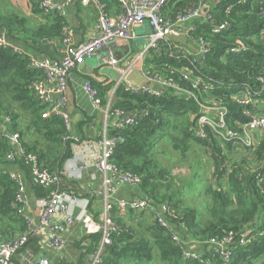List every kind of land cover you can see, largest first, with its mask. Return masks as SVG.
<instances>
[{
    "label": "built area",
    "instance_id": "built-area-1",
    "mask_svg": "<svg viewBox=\"0 0 264 264\" xmlns=\"http://www.w3.org/2000/svg\"><path fill=\"white\" fill-rule=\"evenodd\" d=\"M89 1L91 0H81L84 4ZM116 1L119 11L117 15H111L102 0H94L98 34L84 42L75 43L72 40V31L66 26L62 27L60 34L62 54L59 59L45 56L36 58L28 54L26 50L13 44L7 37L6 30L0 27V47L8 48L13 53L26 57L29 67L41 72L40 76L31 80L29 87L45 106L46 114H55L62 120L65 133L61 135V141L69 142L72 151L71 156L64 161L61 168L47 169L39 162L35 154L22 148L17 132H6L9 117L5 116L0 121V135H4L12 145V149L6 155L4 167H8L10 177L17 184L13 208L15 214L22 218L25 227L23 230L8 233L0 229V264H15L14 255L27 244L30 237L36 239L38 246L52 250L60 259L57 261L41 257L40 264H57L59 261L69 264H101L105 246L111 243L114 233L118 234L122 230L114 219V208L119 213H125L127 210L152 211L160 226H170L169 217H174V214L167 203L154 206L145 196L133 193L128 197H121L117 194L122 186L136 189L142 181L141 175L118 167L112 161L117 144L124 140L119 133L136 125L138 119L147 114L145 109H140L139 112H128L122 109L111 111L110 103L119 86L124 87L131 94L145 93L156 97L164 96L166 90H170L184 96L186 100L194 101L197 110L194 113H188L191 121L190 130L193 134L206 141H211L212 137L220 145L228 144L233 150H242L247 154L248 160H252L254 149L264 141V75H257L254 85L231 79L225 83L204 70L203 65L210 53L211 42L199 33L201 26L210 22L211 36L229 27V21L226 18L214 19L210 2L199 1L195 7L170 17L162 13L166 0ZM70 2L71 0H37L38 8L46 16L54 14L62 16L65 5ZM258 3L260 7L256 13L264 17V0ZM143 22H147L149 32L142 36L143 43L134 49L133 45L136 44L135 37H137L134 28L142 25ZM161 44L167 48L168 57L187 60V64L176 68L175 71L180 79L189 82L188 87L151 70L150 66L145 64L149 51L151 49L158 51ZM190 44L194 48L193 51L190 49ZM125 45L129 46V50L123 53L122 46ZM249 48L250 45L247 42L237 37L234 43L228 45L224 51L226 54L237 55L246 52ZM98 54H100L99 68L112 70L115 76L111 79L105 74L96 80L92 74L89 75L103 84L112 82V86L106 92L105 100L101 98L97 87L92 85L90 80L85 79L80 83L91 111L98 112L103 120L98 132V140H80L71 127L67 109V92L69 84H75L73 70L77 65ZM119 54H121L120 58H115ZM134 69L139 70L153 85L129 83L127 78ZM222 85L232 91L224 92L222 95L215 93L214 91L220 89ZM230 102L235 103L238 110H232L229 107ZM110 119L111 122H109ZM111 131H116L118 134L110 135ZM96 145H98L97 149ZM16 160H22L29 166L34 183L43 188H50L48 196L41 198L38 203L36 217H33L29 211L30 197L22 174L15 169ZM263 162L264 154L258 161L243 163L241 166L243 172L255 173L254 179L258 190L264 195V168L261 171ZM88 164L93 166L95 175H99V185L96 189L90 190V195L100 197L101 208L97 221L90 224L88 228V235L99 234L98 241L90 245V240H84L86 239L83 238L84 236L79 238L86 254V259L84 258L82 262L79 259L60 257L65 247L61 234L69 230L73 221L80 220L87 214L88 198L82 200L79 193L62 190L59 183L62 174L66 178L78 180L80 171L86 169ZM227 171L231 172L232 166H228ZM73 206L82 207L79 215L73 213ZM174 239L181 244L184 258L204 262V255L202 257L200 255L203 254L202 250H191L187 243L176 235ZM231 241L232 234L228 233L221 238L211 237L193 243L198 248L210 250L214 259L220 257L225 262L230 256L228 245ZM249 241L250 238L241 240L244 243Z\"/></svg>",
    "mask_w": 264,
    "mask_h": 264
},
{
    "label": "trees",
    "instance_id": "trees-1",
    "mask_svg": "<svg viewBox=\"0 0 264 264\" xmlns=\"http://www.w3.org/2000/svg\"><path fill=\"white\" fill-rule=\"evenodd\" d=\"M29 1L33 10H36L37 0ZM199 1L202 0H166L162 13L172 17L195 7ZM203 1L210 2L215 20L226 18L229 21L227 30L213 36L209 33L210 22L201 26L199 33L211 42L204 70L225 83L231 79L254 85L255 77L264 75V36H261L264 35V17L256 13L261 0ZM38 10L40 11L39 8ZM49 17H52L49 25L51 31H47L44 25L36 30V25L31 27L28 19L19 14L11 16L0 13V27L5 28L8 35H13L20 29L26 31L28 40L36 45V35L50 37L61 34L62 17L56 14ZM237 37L247 42L250 48L237 55L226 54L224 49L234 43ZM145 64L180 85L189 86V82L180 79L175 71L187 64V60L168 57L165 45L161 44L158 51L151 49L145 58ZM40 75L41 72L29 67L26 57L0 47V121L5 116L9 117L6 132H17L22 148L35 154L45 168L59 169L72 151L69 142L61 141V135L65 133L62 120L55 114H46L45 106L29 87L31 80ZM84 78L97 87L101 98L105 100L112 82L103 84L89 75ZM230 91L232 89H226L222 85L214 92L222 95ZM184 99V96L170 90H166L164 96L156 97L145 93L131 94L122 86L116 89L110 103L111 111L122 109L139 112L140 109H145L147 114L141 116L136 125L119 133L124 140L117 144L112 161L118 167L141 175L142 181L133 192L135 195L147 197L154 206L167 203L174 217H169L170 226L164 227L156 222L152 211L127 210L119 213L114 208V219L122 230L118 234L114 233L111 243L105 246L101 264H264V195L258 190L255 173L242 171L241 165L247 163L248 158L243 156L242 162L238 163L226 152L232 150L228 144L220 145L212 137L211 141L196 137L190 130L188 113L196 112L197 107L194 101ZM229 107L238 110L235 103L230 102ZM175 120L179 122L176 123ZM168 126L174 129L173 132L178 129V132L170 135V146L173 149L184 152L190 146L189 140L196 142L204 148L206 157L213 164L214 170L207 177L204 187V193L208 197L205 215L197 208L186 205L178 191L163 190L176 177L170 168L161 166L157 157V153L163 151L158 145L167 133ZM114 134L118 132H110V135ZM77 135L80 140L84 139L81 134ZM10 149L12 145L4 135H0V229L5 233L25 228L22 218L15 214L13 208L17 184L10 177L8 167H4ZM253 154L258 160L262 158L264 141L254 149ZM14 166L27 182L29 193L34 197L48 196L50 188H43L32 181L27 164L16 160ZM228 166H232L231 172L227 171ZM263 168L264 162L261 171ZM194 179L193 175L192 180ZM77 183L62 174L59 187L78 193ZM228 233L232 234V241L228 245L230 256L225 262L219 256V259L216 256L214 259L206 248L198 250H202L203 254L200 255H204V262L186 259L182 256L181 244L174 239L176 235L183 242H196L211 237L221 238ZM98 237V233H92L84 240H90L91 245L98 241ZM244 238H250V241L241 242ZM28 246L35 250L38 248L34 237H30L19 251ZM57 264L69 263L59 261Z\"/></svg>",
    "mask_w": 264,
    "mask_h": 264
},
{
    "label": "crops",
    "instance_id": "crops-1",
    "mask_svg": "<svg viewBox=\"0 0 264 264\" xmlns=\"http://www.w3.org/2000/svg\"><path fill=\"white\" fill-rule=\"evenodd\" d=\"M63 1V0H58ZM105 3L107 11L111 15H117L119 8L116 0H102ZM0 13L8 14L13 16V14H19L28 19V24L32 27L36 25V30L42 25L46 26L47 31H51L49 25L52 21V17L44 15L41 11L33 10L32 5L29 0H0ZM63 19V27L66 26L72 31V40L75 43L84 42L98 34L97 22H96V7L94 0L89 1L87 4L81 2V0H71L70 3L65 5L64 14L61 16ZM142 28L143 33H138L140 36H144L149 32V26L147 22H143L142 25H138L135 28ZM134 28V32H135ZM5 29V28H4ZM6 30V29H5ZM15 31V30H14ZM7 32V31H6ZM136 34V33H135ZM59 35H54L50 37L42 36L38 37L36 35V45H33L30 40H28V35L26 31L21 29L15 31V34L8 35L7 37L10 41L26 50L30 55L36 56V58L45 56L48 58L59 59L62 54L61 42ZM42 45H40V44ZM139 47L138 43L133 45L134 49ZM190 49L193 51L194 48L190 44ZM93 58H100V54L94 56ZM89 59V58H88ZM79 63L77 67L73 70V77L75 84L70 83L67 96L69 101L67 104L68 113L71 119L72 130L77 134H81L84 139H99L98 132L103 124L101 115L98 112H92L90 109V104L84 92L80 88V83L85 80L84 76L95 74L96 80L100 79L101 75H111V79L115 76V73L111 74L109 69L106 68H96L91 67L87 60ZM106 69V70H104ZM97 70V72H93ZM128 79V78H127ZM71 89L75 90L79 95H75V99L72 100ZM70 102V103H69ZM111 122V119L109 120ZM98 148V145L95 146ZM16 169V168H15ZM214 167L212 168V172ZM95 170L91 164H88L87 168L80 171L79 179L76 180L78 183V193L81 195L82 200L88 198L86 205L87 214L80 218V220H75L70 225L69 230L63 232L61 235L65 241V247L60 253V257H67L68 259H79V261H84L86 259L85 248L82 246L79 238L88 236V228L90 224H93L98 219V212L101 208V199L99 196L90 195V190L96 189L99 185V175L96 174ZM64 177H66L64 175ZM26 191L30 197V213L33 217H36V210L38 203L42 197H34L33 194L28 192L27 182ZM135 189L129 186H122L117 193L118 196L128 197L133 194ZM75 193V192H74ZM83 203V201L81 202ZM82 211V207L73 206V213L79 215ZM82 238V239H83ZM190 249L199 250V248L192 241H186ZM87 252V251H86ZM41 257H47L50 260H57L55 253L52 250H48L38 246V248L32 249L30 246L22 251H18L13 260L19 264H40L39 260ZM60 260V259H58ZM57 260V261H58Z\"/></svg>",
    "mask_w": 264,
    "mask_h": 264
},
{
    "label": "rangeland",
    "instance_id": "rangeland-1",
    "mask_svg": "<svg viewBox=\"0 0 264 264\" xmlns=\"http://www.w3.org/2000/svg\"><path fill=\"white\" fill-rule=\"evenodd\" d=\"M135 33L137 34V37H135V42L138 43V45H141L143 43V37L138 35V33H143L142 28H135ZM98 62L99 61L96 58H89L87 60V63L91 67H94L96 65L97 69L99 67ZM93 72H97V70H94ZM110 72L111 74H113V71ZM92 76L94 78L97 77L94 73L92 74ZM70 94L72 95V100L75 99V95H77V99L80 95L77 92L75 93V90L72 89ZM175 122L177 123L179 121L175 120ZM173 130L174 129L171 126H168L166 130L167 133H165L164 138L159 141L158 145L159 149H163L161 153H157V157L160 161L161 166L170 168L172 174L176 176L175 178H173L174 182L165 185L163 190L169 189L178 191L179 197L186 205L197 208L199 212L205 215V208L207 206L208 197L204 193V187L207 184V177L212 174L213 164L206 157L207 154L204 148L196 142L189 140L188 144L190 146L184 152L181 149H173L170 146V135L178 132V129H175V132H173ZM226 152L230 154L232 159L238 163H241V158L247 155L242 150L232 149ZM256 161H258V159L255 156H253L252 160H248V162L250 163ZM193 175L195 176L194 180H192Z\"/></svg>",
    "mask_w": 264,
    "mask_h": 264
},
{
    "label": "water",
    "instance_id": "water-1",
    "mask_svg": "<svg viewBox=\"0 0 264 264\" xmlns=\"http://www.w3.org/2000/svg\"><path fill=\"white\" fill-rule=\"evenodd\" d=\"M122 48H123V53H126L129 50V46L128 45L122 46ZM120 56H121V54L117 55L115 58L119 59ZM128 82L131 83V84H135V85H145V86H152L153 85L137 69H134V70L131 71V73H130V75L128 77Z\"/></svg>",
    "mask_w": 264,
    "mask_h": 264
}]
</instances>
